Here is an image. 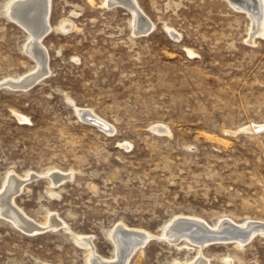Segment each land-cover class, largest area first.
I'll return each mask as SVG.
<instances>
[{
    "label": "rangeland",
    "instance_id": "obj_1",
    "mask_svg": "<svg viewBox=\"0 0 264 264\" xmlns=\"http://www.w3.org/2000/svg\"><path fill=\"white\" fill-rule=\"evenodd\" d=\"M9 1L0 193L6 176L17 180L12 207L31 225L0 215V264H87L89 246L111 261L116 227L142 238V257L124 264L191 263L196 243L170 237L172 222L264 223V0H135L152 24L137 34L120 5L50 0L49 72L31 86L22 81L35 63ZM49 214L58 227L43 224ZM259 228L239 247L207 235L201 252L208 264H264Z\"/></svg>",
    "mask_w": 264,
    "mask_h": 264
},
{
    "label": "bare ground",
    "instance_id": "obj_2",
    "mask_svg": "<svg viewBox=\"0 0 264 264\" xmlns=\"http://www.w3.org/2000/svg\"><path fill=\"white\" fill-rule=\"evenodd\" d=\"M231 1L238 5V3L241 0H231ZM243 1L246 2V0H243ZM250 1H252V0H250ZM245 2H244V4H245ZM49 3H50V0H10L5 7L4 13H5L6 17L8 19H10L11 21H15L21 28H23L25 30L26 39H25L23 46L25 48V52L28 54L29 57H31L34 60V63H35V68L33 70H35V69L36 70L33 72V74L31 73L32 74L31 76H29V74H28L29 77H27V78L25 77L26 78L25 80L22 78L24 80V81H22L23 85L24 84L28 85V83H30V86H31L32 81H35L37 78L39 79L40 77L47 75V73L49 72L48 67H47L48 66L47 60H48L49 55H48L46 48L43 46V44L41 42V39L43 38V36L45 34H47L50 30H52V31L54 30V28L53 27L51 28L47 23L48 17H50L48 15L49 14L48 13L49 12L48 11ZM263 3H264V1H263ZM89 5L91 7H93L94 3L92 1H90ZM116 5H120L127 10L128 15L130 16L129 26H130L132 31L136 32V34L146 32L152 26V24H150V21L148 20V18L146 16V14L135 3V0H104L102 3V7L104 9H109V8L116 6ZM246 6H247V4H246ZM121 9H123V8H121ZM247 10H249V9H247ZM256 11H257V9H256ZM256 11H255V13H256ZM253 21H255V20H253ZM72 25H69V23H64V24L60 23V25L58 26V28H56V30L62 31L63 28L67 29V30L74 29V27ZM259 27H261V26H259ZM261 29H262V27H261ZM48 35H49V33H48ZM263 35H264V33H263ZM7 78H9V77H7ZM12 78H10V81H8V82H6V84H4L5 87H9V88L14 87V82L17 81V78H19V76H13ZM3 83H4V81H3ZM88 118L91 119L96 124L100 125L101 127H107V124L104 121H101L99 118H97L94 115H91ZM257 128L258 127H255V126L248 127L247 131L250 132L251 134H255V133H257L255 131H259V129H260L259 128L257 130ZM50 171H51L50 169H48L46 171L47 172L45 174L46 177ZM27 175H28V173L25 174L24 176H21V177L22 178L25 177L27 180V177H26ZM9 176H10V174H9ZM52 176H53V174H52ZM33 178H34V176H33ZM57 178L60 179L59 176ZM16 181L17 180H15V178H8L6 176V178L3 182L2 190H1L2 192L0 193V215H3V217H5V219H8L15 226H18V225L30 226L31 224L29 225V222L27 223V220L25 221L24 218L21 215H19L17 213V211L14 210L15 207L14 208L12 207V202L14 199L11 195V192L13 190H15L17 187L18 183ZM49 181H51V180H49ZM23 183H25V182H22L21 184H23ZM24 186H27V185H24ZM17 188H19V187H17ZM20 190H22V189H20ZM13 194H15V192ZM14 198H15V196H14ZM20 212H21V210H20ZM52 214H49L47 216V219L43 224L47 225L48 224L47 222H49L51 224V226H53V227L58 225L57 224L58 221L57 222L55 221L56 218L54 217V219H53L52 217H50V215H52ZM23 216H25V215H23ZM182 219H183V217H182ZM219 225L220 226H215V228H209V227H207V225L205 226V225H202L201 223H196V222L193 223V222H187V221H181V220H177V221L172 222L170 225L171 228L169 229L171 231L170 237H172L173 239H174V237H180V239H181L182 236L183 237L187 236L189 242L196 243V244H194V247L192 248L193 249L192 251L195 253L194 254L195 257L193 258V262L187 263V262L175 261L172 264H208L207 258L204 257V255L201 252L202 249L200 248L201 247L200 245L203 242L204 238H205V240L207 239V241H208L209 237L206 238L207 235L211 236V238H217L219 241H222V242L223 241H231L236 247H239V244L241 243L240 241H241L242 237L247 233H251V232H249L250 228L256 227V226H258V227L263 226L264 227V223H254V224H251V225L249 224V225H245V226H240V225L230 226V225H228V223H223V225H221V224H219ZM31 227H33V226H31ZM31 227H30V229H31ZM34 227H35V225H34ZM38 227H40V226H38ZM38 227H36V228H38ZM41 228H43V227H40V229ZM169 230H167V231H169ZM257 230L259 231V233H264V228H259ZM163 232H165V231H163ZM167 234H169V233H167ZM34 235H36V234H34ZM109 236H110L109 238H111L110 240L113 242V246H114V254L112 256L113 260L103 261V259H101V257H99L98 255H94V252L90 249V246L88 245L89 248L85 249L86 250L85 252L87 254V264H124L125 259H128L130 256L135 255L138 258L142 257L141 256V250H142V247H141V241L142 240L141 239L142 238L138 232L132 231L130 229H120V228L116 227L113 230V233H111V235H109ZM153 236L154 235H152V237ZM78 237H79V239L84 238V236L83 237L78 236ZM78 237H76V238H78ZM85 238H87V237L85 236ZM177 239H179V238H177ZM162 241H164V240H162ZM211 241H213V240H211ZM193 243H190L189 246H191V244H193ZM86 247H87V244H86ZM176 247H178V245H176ZM223 264H225V261Z\"/></svg>",
    "mask_w": 264,
    "mask_h": 264
},
{
    "label": "water",
    "instance_id": "obj_3",
    "mask_svg": "<svg viewBox=\"0 0 264 264\" xmlns=\"http://www.w3.org/2000/svg\"><path fill=\"white\" fill-rule=\"evenodd\" d=\"M0 89H2V88L0 87Z\"/></svg>",
    "mask_w": 264,
    "mask_h": 264
}]
</instances>
